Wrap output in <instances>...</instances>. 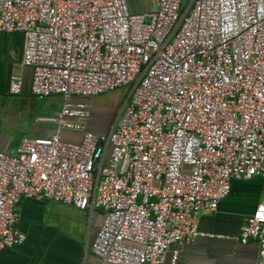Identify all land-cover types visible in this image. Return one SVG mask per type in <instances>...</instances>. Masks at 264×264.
<instances>
[{"label": "built area", "instance_id": "obj_1", "mask_svg": "<svg viewBox=\"0 0 264 264\" xmlns=\"http://www.w3.org/2000/svg\"><path fill=\"white\" fill-rule=\"evenodd\" d=\"M0 0V34L24 36L31 93L62 98L48 137L0 150V252L22 245L23 199L103 212L92 253L107 264H164L169 248L214 237L234 181L264 176V0ZM131 86L112 129L87 128L94 98ZM20 76L9 92L22 93ZM80 133L79 141L63 132ZM237 239L264 264V187ZM174 251L172 264L178 259Z\"/></svg>", "mask_w": 264, "mask_h": 264}, {"label": "crops", "instance_id": "obj_2", "mask_svg": "<svg viewBox=\"0 0 264 264\" xmlns=\"http://www.w3.org/2000/svg\"><path fill=\"white\" fill-rule=\"evenodd\" d=\"M131 12L142 13L155 8L156 0H128ZM24 36L20 32L0 34V97L12 95L9 92L12 76H20L23 82L22 93H31L32 69L22 64ZM33 96V95H32ZM34 97V96H33ZM59 104L62 98L52 96L42 106V112L56 113L60 110L57 104L49 107L54 99ZM94 98H76L92 106ZM36 101L38 100L34 97ZM45 99H43L44 101ZM58 108V109H57ZM40 123V122H39ZM43 124V123H41ZM47 127L50 124H44ZM87 128L99 131L94 123L87 122ZM55 129L35 128L34 137H48ZM93 132V131H92ZM64 138L79 141L81 134L63 132ZM29 137V138H34ZM24 139V138H23ZM22 139V140H23ZM21 140V141H22ZM20 141V143H21ZM20 143L8 151V138L0 135V150L15 154ZM264 176L247 181H234L231 194L223 200L215 212H204L200 215V230L214 237H201L195 242L172 245L166 255L164 264H172L174 251H178L175 264H258L259 246L255 240L242 244L238 239L241 225L251 215L260 200ZM253 195L252 203L249 197ZM257 197V198H255ZM256 201L255 205L254 202ZM20 218L17 227L27 236L22 245L7 248L0 252V264H107L91 251L92 243L102 225L103 212L97 210L93 222V211L51 202L23 199L17 206ZM89 215L91 230H86L85 219Z\"/></svg>", "mask_w": 264, "mask_h": 264}, {"label": "rangeland", "instance_id": "obj_3", "mask_svg": "<svg viewBox=\"0 0 264 264\" xmlns=\"http://www.w3.org/2000/svg\"><path fill=\"white\" fill-rule=\"evenodd\" d=\"M191 0L183 1V8H185ZM131 86L122 87L117 90L97 96L96 104L92 109L91 118L88 120L89 123L96 124L100 129L105 130L107 133L112 129V126L118 116L123 111L126 99L128 98ZM55 98L49 102V107L57 104L54 102ZM47 102L36 101L34 97L26 92L19 95H6L0 97V135L9 139L10 147L8 151H12L23 138L34 137V129L36 128H49L55 129L54 124L47 125L41 124L37 121L40 116H53L52 112H42V106ZM58 108L61 106V102ZM57 108V109H58ZM113 116V117H112ZM112 117V118H111ZM110 121V125L107 127V123ZM106 126V128H105ZM91 131L96 132L94 129ZM97 134V133H95ZM64 140H70L64 138ZM71 141V140H70ZM253 195L249 197L250 203H252ZM97 210L93 213V222L97 216ZM90 217L89 215L85 219L86 230H91Z\"/></svg>", "mask_w": 264, "mask_h": 264}, {"label": "flooded vegetation", "instance_id": "obj_4", "mask_svg": "<svg viewBox=\"0 0 264 264\" xmlns=\"http://www.w3.org/2000/svg\"><path fill=\"white\" fill-rule=\"evenodd\" d=\"M112 117H113V116H112ZM112 117H111V118H112ZM110 124H111V123H110V121H109V122L107 123L106 126L108 127ZM106 126H105V128H106ZM101 130H102V129H99V131H101ZM255 198H257V197H255ZM255 203H256V201L254 202V205H255Z\"/></svg>", "mask_w": 264, "mask_h": 264}, {"label": "water", "instance_id": "obj_5", "mask_svg": "<svg viewBox=\"0 0 264 264\" xmlns=\"http://www.w3.org/2000/svg\"><path fill=\"white\" fill-rule=\"evenodd\" d=\"M57 114V112L56 113H53V115H56ZM106 134V133H105ZM98 135H102V134H98Z\"/></svg>", "mask_w": 264, "mask_h": 264}]
</instances>
